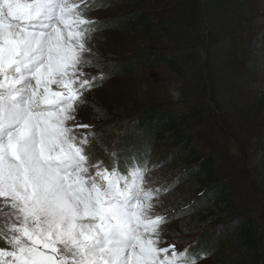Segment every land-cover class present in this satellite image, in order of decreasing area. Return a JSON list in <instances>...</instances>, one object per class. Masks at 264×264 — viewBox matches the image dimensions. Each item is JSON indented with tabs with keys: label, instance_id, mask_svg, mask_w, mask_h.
Returning <instances> with one entry per match:
<instances>
[{
	"label": "snow or ice",
	"instance_id": "6c2138e0",
	"mask_svg": "<svg viewBox=\"0 0 264 264\" xmlns=\"http://www.w3.org/2000/svg\"><path fill=\"white\" fill-rule=\"evenodd\" d=\"M83 0H0V264H197L161 246L165 216L147 169L93 163L77 118Z\"/></svg>",
	"mask_w": 264,
	"mask_h": 264
},
{
	"label": "rangeland",
	"instance_id": "374dc122",
	"mask_svg": "<svg viewBox=\"0 0 264 264\" xmlns=\"http://www.w3.org/2000/svg\"><path fill=\"white\" fill-rule=\"evenodd\" d=\"M89 3L92 5L86 7ZM152 4L153 1L149 0H139L135 4L129 0H83V7L87 9L85 18L92 21L89 25L91 31L87 42L90 52L85 54L87 62L83 66V72L85 78L90 80L92 87L86 88L83 92V100L77 108V118L79 123L91 127L79 130L78 136L83 138L86 135L92 138L96 135L94 132L96 124L105 127L115 121L121 126L118 142H121L120 147L123 148L125 155L133 148V144L142 146L141 143H144L152 147L158 144V140L156 141L151 134L137 125L140 115L149 109L167 106L174 101L186 108L196 110L197 108L202 110V106L207 105L212 118H207L205 123L198 122L196 143L205 147L214 141L223 148L226 158L224 162L226 167L222 164L223 167L226 171L230 167L236 168L232 173L235 176L233 183L236 186L239 201L264 214V151L260 149V140H264V113L256 104L257 91L244 89L238 90L237 94L226 95L224 92L221 94L220 84L214 89L208 68L201 65L210 52V34L206 29L210 26L208 21L214 17L212 10L206 9L205 6L202 7V19L198 28L200 38L197 40V52L191 51L187 44H181L178 48L174 47L175 43L163 32H156L146 43L158 48L166 46L173 52H178L181 59L183 58L184 70H186L184 77L179 76L168 66L156 63V60H150V67L137 73L130 71L127 58L139 52L142 45L131 34L122 31L119 24L127 22L131 11L147 9ZM204 4L205 2H202V5ZM255 18L252 23L241 22L230 30L234 40L233 46L239 49L247 48L252 45L258 34L262 33L264 27ZM219 31H213L215 35L217 34L218 40L222 37ZM175 32L179 35L180 30ZM183 32L181 31L180 35ZM212 43L215 41L213 40ZM196 58H199L200 63ZM117 64L120 66L118 67ZM191 64L198 65L197 71L190 68ZM103 71L107 76L102 79L100 75ZM101 114L108 115L110 118L101 123ZM202 115L206 119L207 113L204 112ZM217 121L220 122L222 129L216 126ZM225 128L230 130L229 134L225 132ZM106 138L107 136L104 137L105 140ZM154 154L164 158L162 160L164 162L160 166V163L155 161L157 165L151 168L146 178L151 177L154 181L153 187L157 189L159 202L157 211L165 216L166 221L161 246L169 247L170 255L172 246L179 253L200 235V229L194 232H192L193 229H184L183 220L187 217H185L186 213L188 216L193 215L191 211L202 205V199L194 201L193 199L197 196L188 200L183 199L179 186L184 179L181 176L185 173H182L180 178L175 176L176 173L168 176L163 170L171 162L168 152L161 153L156 148ZM90 157L93 163H97L95 161L98 158L92 155ZM118 159L123 168L127 161L120 160V155ZM174 181L175 186L170 188V185L167 190L161 192L165 184L169 185L170 182L174 184ZM189 200H193V203ZM10 212L11 209L7 208L3 199L0 198V228L5 227ZM177 215L179 217H176ZM220 224L216 222L214 226H218L220 230L222 228ZM215 233L208 241L209 247L215 248V251H218L217 255L223 254L225 249V254L231 257L233 250L223 245L225 243L223 237ZM214 253L213 251L210 257H203L197 264H214L217 257Z\"/></svg>",
	"mask_w": 264,
	"mask_h": 264
},
{
	"label": "trees",
	"instance_id": "16d2710c",
	"mask_svg": "<svg viewBox=\"0 0 264 264\" xmlns=\"http://www.w3.org/2000/svg\"><path fill=\"white\" fill-rule=\"evenodd\" d=\"M138 1L129 0L133 4ZM149 1H153L152 6L131 11L127 22L119 24L122 31L131 34L142 45L139 52L127 58L129 65L127 67L131 69L130 71L137 73L150 67V62L156 60V63L168 66L179 76L184 77L186 70L183 58L181 59L178 52H173L166 46L158 48L146 43L156 32H163L175 43L174 47L187 44L191 51L197 52V40L200 38L198 28L202 19V7L205 6L206 9L212 10L214 17L208 21L210 26L206 29L210 34V52L201 65L208 68L214 89L220 84L221 94L224 92L226 95L237 94L238 90L255 89L258 93L256 104L264 113V30L258 34L251 46L242 49L233 46L234 40L230 31L241 22L252 23L254 17L264 27V0ZM202 2L205 4L202 5ZM176 30H180L179 35L176 34ZM181 31H184L182 35ZM213 31H219L222 35L220 40ZM213 40L215 43H212ZM196 60L200 63L199 58ZM196 66L198 65L191 64L190 68L197 71ZM204 112L207 113L206 119L202 115ZM109 118L108 115L101 114L100 121L103 123ZM207 118H212L207 105L202 106V110L198 108L196 110L186 108L176 101L170 102L167 106L149 109L140 115L137 121L141 129L158 140L154 147L144 143H141L142 146L133 144V148L124 155L123 148L120 147L121 142H118L121 126L112 121L105 127L99 125L95 127L99 137L92 139L91 151L97 156L104 157L102 143L105 135L110 143L116 144L120 160L127 161L130 155L146 159V156L153 155L156 148L161 153L168 152L171 162L163 170L168 176L176 173L175 176L178 178L185 173L181 176L184 179L179 186L183 199L188 200L196 196L194 201L202 199V205L191 211L193 215L188 216L186 213L187 217L183 220L184 229H193L192 232L198 229L202 231L197 242L190 246L189 256L194 257L196 261L199 260L198 249H206V254H213L214 251V255H217L218 251L208 244L210 237L216 232L215 234L219 233L223 237L225 241L223 245L232 249L233 254L229 257L224 249L223 254L217 255L214 264H264V214L239 201L233 183L236 168L230 167L226 171L223 167L222 164L226 167L223 148L214 141L205 147L195 141L198 136V122L205 123ZM216 126L222 129L219 121L216 122ZM224 130L229 134V129ZM260 143V149L264 151V140H260ZM127 145L130 147V143ZM153 157L160 166L163 164L164 158L156 154ZM193 200L189 202L193 203ZM216 222L221 223L220 230L218 226H214Z\"/></svg>",
	"mask_w": 264,
	"mask_h": 264
}]
</instances>
